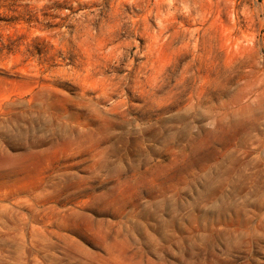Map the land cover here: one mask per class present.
<instances>
[{
    "label": "rangeland",
    "instance_id": "1",
    "mask_svg": "<svg viewBox=\"0 0 264 264\" xmlns=\"http://www.w3.org/2000/svg\"><path fill=\"white\" fill-rule=\"evenodd\" d=\"M0 264H264V0H0Z\"/></svg>",
    "mask_w": 264,
    "mask_h": 264
}]
</instances>
